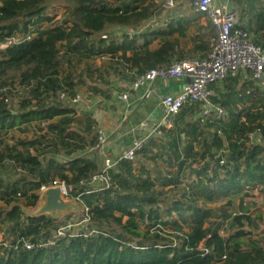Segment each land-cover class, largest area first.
Segmentation results:
<instances>
[{"label":"trees","instance_id":"obj_1","mask_svg":"<svg viewBox=\"0 0 264 264\" xmlns=\"http://www.w3.org/2000/svg\"><path fill=\"white\" fill-rule=\"evenodd\" d=\"M229 1L237 27L264 47V0ZM165 2L0 0V135L20 127L42 129L48 122L49 131L68 152L91 149L95 122H84L83 130L76 132L69 128L74 110L46 99L64 88L73 96L80 82L66 64L70 54L82 49L87 57L106 56L136 74L206 54L210 45L205 41L180 48L175 35H186L189 24L182 16L160 18L166 19L161 27L149 25L158 19ZM157 40L160 44L151 47ZM248 86L245 81L225 87L235 99L240 96L242 105L234 114L227 110V92L214 98L228 112L227 119L209 117L201 127L204 119L195 117L202 106L189 105L173 117L163 137L150 140L148 144L159 146L157 140L167 146L164 176L156 175L154 181L149 173L136 175L130 162H122L112 173L110 189L83 195L91 225L111 228L107 236L54 239L56 228L69 218L27 219L17 207L12 208L15 203L33 207L41 185L52 181L71 187L68 196L84 191L98 170L96 162L77 156L67 165H56L51 159L44 163L40 151L21 152L17 145L0 139V166L8 159L23 172L13 182L0 177V231L5 236L0 241V264H264V247L251 237V231L241 229L238 239L231 233L234 215L247 226L254 225L244 203L251 191L262 195L264 206V94ZM19 89L27 90V96L11 106L9 97ZM32 100H37L38 107L31 106ZM252 133L259 142L248 145ZM183 139L187 142L181 147ZM192 142L200 148L195 151ZM144 149L148 156V145L141 154ZM183 180L178 197L167 192L166 187L176 190ZM220 200H226V207L219 211L222 217L212 227L202 228L208 218L196 202ZM262 216L259 212L256 219ZM220 230L229 234L224 238ZM27 240L32 249L23 246Z\"/></svg>","mask_w":264,"mask_h":264},{"label":"built area","instance_id":"obj_2","mask_svg":"<svg viewBox=\"0 0 264 264\" xmlns=\"http://www.w3.org/2000/svg\"><path fill=\"white\" fill-rule=\"evenodd\" d=\"M177 0H166L165 6L172 8ZM197 13L205 14L214 29L215 37L210 43V49L202 56L175 60L166 67L150 68L142 73H131V82L127 89L119 95L122 101L129 100L135 91L143 89L142 97L150 95V85L156 80L185 79L181 90L175 94H166L161 98V116L154 127L145 135L133 141L128 150L119 157L104 156L98 170L86 182L84 191L68 196L71 187L63 182L52 181L50 185L60 184L66 198L73 199L81 207V215L73 217L75 222L68 223L69 219L61 223L55 230L53 238H90L107 236L111 228H100L91 225L88 206L84 204L83 195L97 194L110 189L113 185L112 171L117 169L122 162H134L136 155L145 148L150 140L161 137L162 129H170L171 119L181 109L189 105H201L202 110L195 119L213 118L227 119L228 112L220 107H213L210 102L211 84H222L229 78L237 77L240 73H247L254 88H261L264 81V47L255 44L248 32L236 25L237 17L230 7L217 0H189ZM244 83V82H243ZM242 84V83H240ZM70 102L78 103L79 95H70ZM110 123H114L109 118ZM254 134L248 136V145L256 142ZM107 141V135L102 127L96 128V139L90 150H102ZM225 151V150H224ZM221 150V152H224ZM49 185V184H48ZM47 185H41L40 190ZM51 243V242H49ZM26 249L33 245L27 240L23 242ZM207 253V250L204 249Z\"/></svg>","mask_w":264,"mask_h":264},{"label":"rangeland","instance_id":"obj_3","mask_svg":"<svg viewBox=\"0 0 264 264\" xmlns=\"http://www.w3.org/2000/svg\"><path fill=\"white\" fill-rule=\"evenodd\" d=\"M178 5V6H177ZM176 8H166L164 6V9H162L161 14L159 15L160 18H177L182 16L183 18L189 19L191 17L195 16H204L206 19L208 18L205 14L202 13H195L193 12L194 8L191 6V2L189 0H179L177 1ZM156 19V22L159 20ZM164 20V19H161ZM154 23V24H155ZM165 23V22H164ZM164 25V24H162ZM237 25V22H236ZM157 27V26H154ZM190 27L187 30L186 35H189ZM207 35V34H204ZM213 38H209V41L212 43ZM181 41L180 48L183 49H190L189 42L186 40L179 39ZM142 42V40H141ZM180 44V42H179ZM157 46V41H154L151 45V47ZM86 54V53H85ZM69 62L66 64V67L70 69V74L73 75L74 79H77L79 83L78 87L76 88V91L73 92L74 94L79 95V101L76 104H73L70 102V96L68 94L69 89L64 88L65 91H57L56 94L58 96H49L47 98V102L55 103L57 100L63 104L65 107H69L70 109H73L74 119L72 124L69 126L70 129L75 130L76 132H80L83 130L84 122H91L93 121L90 114H88L89 104L95 107H100L101 105V97L104 96L110 87V85H116L118 87L119 83L122 80H129L128 76L125 74V70L121 65L115 64V61H110L108 57L102 56L97 57L95 59H92V57H87V55H83V52L79 51L77 53H73L69 55ZM101 58V59H100ZM99 60V61H98ZM99 62V63H98ZM114 66V67H113ZM129 76L131 77L130 73ZM59 78H61V75H59ZM131 82V79H130ZM129 82V83H130ZM115 83V84H114ZM215 85V84H211ZM93 87V88H92ZM210 90V88H209ZM211 92V90H210ZM27 96V90L19 89L18 91L11 93L9 97L10 105L13 106L18 101H21L23 98ZM107 96H105L106 98ZM227 101L230 103V106L227 108V110L234 114L238 108L239 105H242L240 96L238 95L235 99L233 95H229L227 98ZM32 107H38L37 100H32L31 103ZM94 109V108H93ZM173 119V118H172ZM171 119V121H172ZM200 122V121H199ZM206 121H201L200 125L201 127H204ZM48 122L43 124L42 129H27L23 130L24 127H20L17 129H13L9 132H7L4 135H0V139L3 143V141H6L9 145H17V148L21 152H27L31 155L37 154V151H40V153L43 154V160L44 163L51 159L55 162L56 165H67L68 161L73 160L75 157H81L80 153L87 154V151L90 149L82 150V151H76V152H68L60 143V141L55 137L54 133L49 131L47 128ZM92 126V125H91ZM98 127V126H97ZM168 128L162 129V137L165 135L164 131H167ZM91 132V137H94V141L96 139V124L94 125V128ZM213 132V129H210V133ZM207 134V133H205ZM254 138L256 141L259 142L258 137L255 135ZM154 139H159L158 137ZM166 139V137H165ZM152 141V140H151ZM150 141V142H151ZM157 145H163V142H160L158 144L157 140H154ZM165 141V140H164ZM22 142H27V144H20ZM53 146V148H52ZM149 152L151 155L152 160H149L147 158L142 157L141 152H139L138 156H136V159L132 164L133 169L135 167H138L140 165L143 166L144 171H139L136 173H149L152 172L153 174L151 177L154 179V181L157 180L158 177L162 176H156V169H165V163L164 160L166 159V155H164V149L162 150L161 157L159 156V153L161 152L160 149L152 145V143L148 144ZM200 147L197 145V149ZM160 151V152H159ZM144 153L147 155V150L144 149ZM151 162V163H150ZM196 166V165H195ZM147 171V172H146ZM169 171H171L169 169ZM161 173V172H160ZM159 173V175H161ZM184 173L187 174L188 170L185 169ZM23 175V172L19 169L18 164L13 165L12 161L8 160L3 164V166H0V177L3 179L4 182H13ZM193 179V178H192ZM183 182H185L183 180ZM183 185H180L178 189L173 190L171 188L166 187L167 192L170 195H175L174 197H178L182 192ZM251 197L245 198L244 203L248 205L249 210L247 211L250 215L251 219L254 222V225L247 226L246 223H243L241 219L237 218L235 215L232 217L235 227L232 228L231 233L233 234L234 239L240 238L241 229L243 230H249L251 231V237L253 239H259L261 241L262 246L264 247V218L262 220H257L256 215L259 212L263 213L264 217V206L262 201V195L259 194L257 191H251L250 192ZM73 200V199H72ZM199 207L202 209L205 218H208L206 220V223L202 225V228L213 226V223L216 221H219V219L222 217L221 212H219L221 209L225 208L226 206V200H220L214 203L209 204H201L199 201L196 202ZM238 203V200L234 201V205L236 207ZM79 207V212L77 213H69V215L63 217L61 220L65 219L66 217L69 218L68 223H72L75 221L73 217L80 216L81 215V207L79 204H77ZM231 207H228L227 209H230ZM236 210V209H235ZM237 212V210H236ZM211 214V215H210ZM229 219V218H227ZM68 220V219H67ZM231 220V219H230ZM111 227V226H110ZM219 234L222 237H226L229 232L226 231H219ZM5 238L4 233L0 231V241H3ZM7 244V243H5Z\"/></svg>","mask_w":264,"mask_h":264},{"label":"crops","instance_id":"obj_4","mask_svg":"<svg viewBox=\"0 0 264 264\" xmlns=\"http://www.w3.org/2000/svg\"><path fill=\"white\" fill-rule=\"evenodd\" d=\"M217 1L230 7L229 0H217ZM193 12L196 15L197 12L195 10H193ZM155 22H156V18L150 21L149 25L161 27L162 24L166 22V19L164 20L159 19L157 23ZM185 22L189 23L187 26V30L190 27L189 29L190 33L189 35H184L182 37H178L176 34L175 36L177 38L179 39L181 38L182 40L188 41L190 47L193 44L199 43L202 41H205L209 43L210 45L211 41H209V38H214L215 32L208 18L206 19L204 16H198V17L195 16L189 19L185 18L184 23ZM199 27H202V28H199ZM204 34H207V35H204ZM160 42L161 40H157V44H160ZM179 42H180L179 45H181V41ZM84 51L85 50L82 49L83 55L86 56ZM124 70L129 80H122L119 83L118 87H116V85H110L108 92L104 96L101 97L102 102H101L100 107H95L89 104L88 114H90L92 120L95 122L96 128L98 126L104 129L107 135V141H106L105 146L102 148V150H98V151L88 150L87 154H84L82 152L80 153V155L82 158L86 160L96 162V164L98 165V168L100 167V164H101V158H103L104 156H109L112 158L119 157L120 155H122L128 150V148L131 146L134 140H136L137 138L149 132L150 129L154 127L155 124L160 119L161 98L166 94H175L179 92L185 83V79L168 80V81L156 80L150 85V95L147 98L142 97L144 90L141 88L135 91L133 96L129 98V100L122 101L119 99V95L122 94L124 90L128 88L130 84L129 82H130L131 77L129 76V73L135 72V71H129L127 69H124ZM245 81L249 82V86H248L249 89L250 88L254 89L252 83L249 80V76L247 73H240L237 77L229 78L225 81V83H223L222 85H219L217 88L215 87L216 84L210 85L209 88L211 90V97H212L210 99L211 105H213V107H220L218 104V100L216 101L214 99L218 97L219 94L221 95V94L228 93L229 95H232V93L229 91V88H225L226 86L227 87H230V86L238 87L240 83H243ZM262 85L263 86L259 88V92H260L259 94H264V83ZM105 96L107 97L105 98ZM109 118L111 119L112 122H114L113 124L109 122L110 121ZM186 142L187 140H184V139L181 140L180 141L181 147H182V144ZM159 143L160 142H158V144ZM192 143L194 145L198 142H192ZM155 147L160 149L161 152L164 149V155H166L165 152H166L167 146L164 147L163 145H159ZM196 148H197V144L196 146L194 145L195 151L197 150ZM141 155L144 158L152 160L150 153H148V156L145 155L144 153ZM136 156H138V154ZM119 169H120V165L117 169L113 170L112 173H115ZM139 171H144L142 165L135 167L134 169L135 173ZM163 172L166 173V170H164L163 168H161L160 170L156 169L155 174L157 176H164ZM159 173L161 175H159ZM150 174L152 175L153 173L150 172ZM130 182H133V181L130 180ZM185 182L182 181L180 185H184Z\"/></svg>","mask_w":264,"mask_h":264},{"label":"water","instance_id":"obj_5","mask_svg":"<svg viewBox=\"0 0 264 264\" xmlns=\"http://www.w3.org/2000/svg\"><path fill=\"white\" fill-rule=\"evenodd\" d=\"M36 196L37 199L33 207H25L20 203H15L12 208L17 207L24 218L27 219L46 217L57 221H60L69 213L79 212L77 203L71 198L64 196V191L60 184H49L44 189L39 190Z\"/></svg>","mask_w":264,"mask_h":264}]
</instances>
